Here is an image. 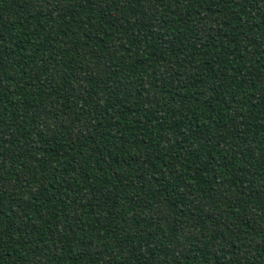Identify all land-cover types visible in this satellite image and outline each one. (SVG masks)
Wrapping results in <instances>:
<instances>
[{
  "label": "trees",
  "instance_id": "trees-1",
  "mask_svg": "<svg viewBox=\"0 0 264 264\" xmlns=\"http://www.w3.org/2000/svg\"><path fill=\"white\" fill-rule=\"evenodd\" d=\"M0 264H264V0H0Z\"/></svg>",
  "mask_w": 264,
  "mask_h": 264
}]
</instances>
